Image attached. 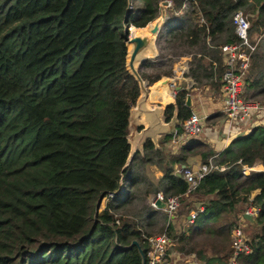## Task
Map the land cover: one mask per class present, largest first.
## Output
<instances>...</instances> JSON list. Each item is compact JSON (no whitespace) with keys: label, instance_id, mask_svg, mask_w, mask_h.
I'll use <instances>...</instances> for the list:
<instances>
[{"label":"trees","instance_id":"trees-1","mask_svg":"<svg viewBox=\"0 0 264 264\" xmlns=\"http://www.w3.org/2000/svg\"><path fill=\"white\" fill-rule=\"evenodd\" d=\"M134 1L130 11L129 0H0V264H142L132 242L146 262L145 237L167 218L147 201L157 194L184 200L187 185L174 165L186 167L187 158L197 155L205 164L212 160L215 169L195 192L207 199L204 211L175 250L194 255L199 264H226L240 204L259 190L252 203L259 210L252 252L237 262L264 264V171L243 175L244 167L264 168V127L216 156L196 142L171 156L147 141L143 156L135 155L125 168L130 110L140 94L126 69L125 29L145 30L157 19L160 0ZM173 1L177 8L184 2ZM194 1L206 25L197 27L184 14L162 27L170 49H202L186 54L194 81L221 78L217 48L237 42V11L248 20L256 16L249 37L258 34L264 46V0ZM263 52L251 56L242 98L264 104ZM139 73L150 84L159 80ZM187 94L179 91L164 111L165 122L176 111L177 135L191 115ZM222 118L215 115L207 125ZM147 166L162 171L158 182L148 178ZM136 203L140 210L133 213ZM195 235L207 237L199 249Z\"/></svg>","mask_w":264,"mask_h":264},{"label":"built area","instance_id":"built-area-1","mask_svg":"<svg viewBox=\"0 0 264 264\" xmlns=\"http://www.w3.org/2000/svg\"><path fill=\"white\" fill-rule=\"evenodd\" d=\"M158 5L160 9L165 12H171L175 16L184 14L191 16L193 23L197 27L206 25L194 0H184L178 9L174 8L172 0L160 1ZM232 22L237 42L221 45L217 48L223 68L221 84L225 100V121L222 125V133L226 137L240 138L242 134L248 135L257 126H254L253 121H257L259 115L264 112V106L258 102L246 101L242 98L244 79L249 70L251 56L257 50V42H252L249 37L250 22L242 11H237L233 15ZM206 43L209 45V37H207ZM190 61L191 56L177 58L175 60L174 77H185L189 71ZM174 87V84L171 85V89ZM176 95L177 92L173 93V97H176ZM205 120L206 117H199L191 113L183 124V134L187 137L199 136L202 131V122H205ZM211 130L215 131L216 128L214 127ZM214 169L215 166L212 160L207 164L199 165L197 168H181L178 173L187 185L186 195L195 193L199 188L200 182ZM251 171H253V168L244 167L243 175L247 177ZM119 191L122 192V190ZM113 197L116 196L114 194L109 195V198ZM156 200L165 204L162 211L168 216L169 223L161 233L145 237V243L148 247L146 264H199L194 255L184 256L177 251L171 252L176 245L177 238L171 234L169 227L177 214L180 197L164 198L162 195H157L151 202V206L155 209H157L155 207ZM203 211L204 206L198 205L189 214L188 224L191 225ZM258 213L259 210L251 204L239 217L236 225H234L231 236L232 257L228 264H238L237 259L239 256L249 255L252 252V240L244 232V228L249 224L244 219V215L256 218Z\"/></svg>","mask_w":264,"mask_h":264},{"label":"crops","instance_id":"crops-1","mask_svg":"<svg viewBox=\"0 0 264 264\" xmlns=\"http://www.w3.org/2000/svg\"><path fill=\"white\" fill-rule=\"evenodd\" d=\"M165 13H167V12H165ZM162 27L163 26H161V29H160L158 36L161 33H163ZM156 41H157V38H156L155 43H154V47L156 49V54L153 57L146 58L143 61V62L148 61L144 67H146L147 65L151 66L150 64L155 63L157 61L159 62L163 58V54H161V50H159L157 48ZM259 41L261 43V45L259 44L260 45L259 48H260L261 46H263V43H262V40H257L256 41L257 44L259 43ZM142 63L140 65H138V72H139V68H140L141 73L149 75L148 71H146V72L143 71V67H141ZM170 64H171V66L173 65V63L171 61H170ZM204 65L208 66V63L207 64L205 63ZM212 66L214 69L217 68V64L214 62L212 63ZM221 68H222V62H221ZM190 69H191V66L189 67L188 74L185 76L184 81L181 83H178L177 85H179L181 87V89L186 90L188 92L187 96L190 97L189 109H190L191 113H194V114L198 115L199 117H206V120L215 116V115H223V118L217 120L215 125H212L210 127L207 126V122L205 120L206 128H205L204 132L197 137H187L183 134V132L179 135H176V127L178 124V121L176 119V111L173 114L174 117L172 116L173 119L171 118V120L169 122H165L164 111L166 108H165V106H163L164 101L158 97L156 99V101L151 102V101H149L150 98H148L145 106L142 107V110L136 111L137 107H135V106L132 107L130 110L128 142L130 145V153L132 155V159L137 154H139L140 156H143V148H144V145L147 141H150L153 144L155 150L165 151V153H168L171 156H178L180 149L183 148L184 146L188 145L191 142H196V143H200V144L208 146L210 148L211 152H213L214 155L216 156V155L220 154L225 148H227L228 145L232 141H234L235 139H238V138H233V137H226V135L224 133H222V125L224 124V121H225V117H224L225 100H224V95H223V91H222L221 78H216V76H213V79H205V78H201V76H199L200 80H198V81L195 80L196 81L195 82L193 80V78L191 77ZM170 70H172V69H170ZM167 73H170V72L161 71L159 74H157V75H159V80H157L153 84H150L147 80H143V81H145V83L147 84V88L149 89L151 86H153L155 83H158L163 78L169 77V76H166ZM150 95L152 96L151 90L149 92V97H150ZM173 98H174L173 99V105H175V97H173ZM253 102H257V101H253ZM258 102H260V101H258ZM261 105L264 106L263 103H261ZM257 119H258L257 121H253L254 126L257 125L255 128L264 127V112H262L261 115H259V117ZM253 120H255V119H253ZM214 127L216 128L217 131L211 130ZM244 135H246V134H242L241 136L243 137ZM186 164H187L186 167L197 168L199 165H202L205 163L202 161L201 156L197 155V156H193V157H188L186 160ZM180 169H181V167H179L178 165H174L175 175H179L178 171ZM262 169L264 170V168L260 165L253 167V171H256V172H260V171H262ZM146 173H147L148 178L151 181H153L154 183L158 182L163 176L162 171L160 169H158L156 166H147L146 167ZM157 195H162V194H157ZM258 195H259V190L252 192L246 198V201L244 203L240 204L241 210L237 213L235 225L238 222V219L242 215V213L253 203L254 199ZM156 196H153L152 198L154 199ZM189 196L190 195H186L185 199L189 198ZM152 198L148 199L147 204L151 205V202L153 201ZM200 199L202 201L199 204L195 205L194 210L196 209V207L198 205H204L203 202L207 201V199L205 197L200 198ZM180 200H181V198H180ZM105 205H104V208H105ZM160 211H162V210H160ZM193 211H191V212H193ZM189 214L186 215V217H185V223L187 225H188ZM176 218H177V214L175 216V220H176ZM168 223H169V221H168V216H167V222H166L165 226ZM173 223L174 222L171 221V225L169 227V230L171 232H172L171 228L173 226ZM245 231H246V229H245ZM245 234L247 235V232H245ZM231 236H232V230H231ZM175 238H177V237H175ZM177 242H178V238H177ZM230 248H231V246H230ZM174 249H176V246L174 247ZM209 254L207 253V255L209 257L213 256V255H211V254L209 255ZM231 257H232V255H231ZM230 258L228 259L226 264H228Z\"/></svg>","mask_w":264,"mask_h":264},{"label":"rangeland","instance_id":"rangeland-1","mask_svg":"<svg viewBox=\"0 0 264 264\" xmlns=\"http://www.w3.org/2000/svg\"><path fill=\"white\" fill-rule=\"evenodd\" d=\"M160 1H166V0H160ZM159 1V2H160ZM173 1V0H172ZM136 1H134V0H130L129 1V10L131 11L132 9H134V7H135V3ZM173 3H174V1H173ZM174 8L175 9H178L177 7H176V5H175V3H174ZM249 13H251V12H249ZM162 15V12L160 11V8H159V5H158V17H160ZM167 16V17H166ZM182 15H178V16H175V14H173V13H171V12H167V13H165V21H167L169 18H171V17H181ZM157 17V18H158ZM183 17V16H182ZM190 18H191V20H192V17L190 16ZM255 18H256V16L254 15H252L250 18H249V22H250V24H251V21H253V20H255ZM164 21V22H165ZM193 21V20H192ZM154 22V21H153ZM152 22V23H153ZM163 26V25H162ZM133 29H131V34L133 33ZM171 38H170V36L167 34V32L166 33H161L159 36H157V41H156V44H157V48L159 49V50H161V54H163V58L161 59V61H157V62H155V63H152V64H150L151 66H149V65H147L146 67H143V71L144 72H146V71H148V73H149V76H152V77H154V76H156L157 74H159L161 71H166V72H169L170 71V73H169V77L170 78H172V77H174V69H175V60H176V58L179 56V55H184V56H186V54H198L199 52H201L202 51V49H197V51L196 50H189V51H185V50H183L184 48L183 47H181V46H177L175 49H173L172 48V46H171V49H170V43H168V41L170 40ZM250 39H251V41L252 42H256L257 40H259L258 39V34H254L253 36H251L250 37ZM261 45V43H260V41H259V43L257 44V50H256V52H258V48H259V46ZM260 48H262L263 50H264V46L263 47H260ZM183 57V56H182ZM194 59V58H193ZM170 61L173 63V65L171 66V64H170ZM170 69H172V70H170ZM172 71V72H171ZM171 91L173 92V93H175L176 91H175V89L174 88H172L171 89ZM258 102V101H257ZM261 102V101H260ZM260 102H258V103H260ZM262 103V102H261ZM260 103V104H261ZM207 126H212V125H207ZM205 128H206V124H205V122H202V127H201V133H200V135L204 132V130H205ZM177 135V134H176ZM175 135V136H176ZM261 169V168H260ZM262 171H264L263 169H262ZM202 200L197 196V195H195V193H193V194H191L190 196H189V198H187V199H182V200H180V202H179V209H178V211H177V218H176V220L174 219V223H173V226H172V232H171V234L173 235V236H175V237H177L178 239H179V237H181V235H183V234H187V231H188V229L190 228V225L188 226L186 223H185V217H186V215H188L191 211H193L194 210V208H195V205L196 204H199L200 202H201ZM103 202V203H102ZM101 202V210H99V213L104 209V205L106 204V202L103 200ZM132 212L133 213H138V211L140 210V204H135V205H133L132 206ZM240 210H241V208H240ZM239 210V211H240ZM136 216V215H135ZM165 217V216H164ZM166 222H167V218L166 219H164V221L162 220V219H159V224L154 228V230H153V232H152V235H155V234H158V233H161L163 230H164V228H165V224H166ZM252 226L250 225V224H247V227H245L244 228V232H247V235H248V237L252 240L253 239V237L255 236V234H256V231L254 230V229H252L251 228ZM233 229V228H232ZM245 229H246V231H245ZM205 238H207L206 236H204V235H201V236H199V235H195L194 236V239H195V241H194V243H193V245H196V248L197 249H199L202 245V243H204L205 242ZM177 244V243H176ZM176 246V245H175ZM229 249H231L230 247H229ZM173 251H176L174 248L172 249V251L171 252H173ZM179 253V252H178ZM208 254L210 253V254H212L209 250H208V252H207ZM181 254V253H180ZM209 254V255H210Z\"/></svg>","mask_w":264,"mask_h":264},{"label":"water","instance_id":"water-1","mask_svg":"<svg viewBox=\"0 0 264 264\" xmlns=\"http://www.w3.org/2000/svg\"><path fill=\"white\" fill-rule=\"evenodd\" d=\"M160 10L162 12V15L160 17H163L162 23L161 24L155 23V25L153 27H151V30L149 31L151 35L155 36L154 43H155V40H156V38L160 32L161 26L164 24V21H165V12L162 9H160ZM160 17H158V18H160ZM158 18L155 19L154 22L157 21ZM135 29H137V28H135ZM125 33L127 34L126 47H127V45H133L131 52H129L127 50L126 69H127L128 73L137 82L138 87H139V92H140L139 97L135 103V107H137L136 111L142 110V107L145 106V104L149 98V92H150L151 88L153 90H160L161 88H166L168 91H171V85L174 84L175 91L177 93L179 91H181L182 90L181 87L177 84L183 82L185 77H180V78L166 77V78H163L162 80H160L158 83H155L149 89L147 88V84L145 83V81H143V79L141 78V75L138 72V65H140L146 59L143 57V54L147 51V49L149 47H151L150 38H149V36H134V35H132L131 34V27H127L125 29ZM127 58H128V61H127ZM138 60H139V63L136 65ZM171 93H172V91H171ZM172 95H173V93H172ZM171 105H173V102L168 104V105H165V108H167ZM185 105L187 108L190 107V97L189 96L186 97ZM173 117H172V119H173ZM131 160H132V155H131V153H129L125 168L131 163ZM120 190H122V188H120ZM121 193L122 192L119 191L114 195L117 196V195H120ZM155 207L157 208V210H163L165 207V204L161 201L156 200L155 201ZM244 219L252 226L253 229L255 228V218L251 217L250 215H244ZM131 246L137 248L140 256L142 257V264H146L145 257L143 255V251L140 248L139 244L137 242H132Z\"/></svg>","mask_w":264,"mask_h":264},{"label":"bare ground","instance_id":"bare-ground-1","mask_svg":"<svg viewBox=\"0 0 264 264\" xmlns=\"http://www.w3.org/2000/svg\"><path fill=\"white\" fill-rule=\"evenodd\" d=\"M162 19H163V17H160L157 21H155L154 23L149 25L145 30H134L132 33V35H134V36H149V38H150L151 47H149L147 49V51L143 54L144 58H150L156 54V49H155L154 44H153L155 36L151 35L149 31L151 30V27H153L155 25V23L161 24ZM132 48H133V45H127V50L129 52H131ZM127 61H128V58H127ZM138 63H139V60L137 61L136 65ZM151 94H152V96L150 95V97H149L150 98L149 101H151V102L156 101V99L158 97L164 101L163 106L168 105V104L173 102V96H172L171 92L168 91L166 88H161L160 90H153L151 88Z\"/></svg>","mask_w":264,"mask_h":264}]
</instances>
